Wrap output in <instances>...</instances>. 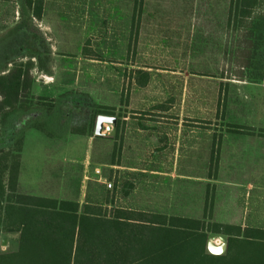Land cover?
<instances>
[{
    "label": "rangeland",
    "instance_id": "obj_1",
    "mask_svg": "<svg viewBox=\"0 0 264 264\" xmlns=\"http://www.w3.org/2000/svg\"><path fill=\"white\" fill-rule=\"evenodd\" d=\"M230 1L46 0L37 18L0 0V73L34 63L0 113L18 191L264 228V1L255 33L229 22ZM99 114L117 123L97 135Z\"/></svg>",
    "mask_w": 264,
    "mask_h": 264
},
{
    "label": "trees",
    "instance_id": "obj_2",
    "mask_svg": "<svg viewBox=\"0 0 264 264\" xmlns=\"http://www.w3.org/2000/svg\"><path fill=\"white\" fill-rule=\"evenodd\" d=\"M24 1L43 16L46 0ZM263 1L231 0L229 22L261 31ZM33 66L18 61L0 73V113L30 91ZM131 75L139 88L151 81L140 67ZM19 169L17 154L0 155V226L17 234V248L0 251V264H264L263 227L90 202L81 208L75 200L19 192ZM210 232L229 235L225 254L206 252Z\"/></svg>",
    "mask_w": 264,
    "mask_h": 264
},
{
    "label": "water",
    "instance_id": "obj_3",
    "mask_svg": "<svg viewBox=\"0 0 264 264\" xmlns=\"http://www.w3.org/2000/svg\"><path fill=\"white\" fill-rule=\"evenodd\" d=\"M108 124L107 127L110 129L112 124L117 123V116L108 115V114H99L96 121L95 133L97 135L103 134V129L105 124ZM228 242L223 241L221 243L216 240L209 239L207 242V249L211 254L221 255L227 251Z\"/></svg>",
    "mask_w": 264,
    "mask_h": 264
},
{
    "label": "built area",
    "instance_id": "obj_4",
    "mask_svg": "<svg viewBox=\"0 0 264 264\" xmlns=\"http://www.w3.org/2000/svg\"><path fill=\"white\" fill-rule=\"evenodd\" d=\"M106 182H107V181H106ZM108 185H109V186H112V182H111V181H109Z\"/></svg>",
    "mask_w": 264,
    "mask_h": 264
}]
</instances>
